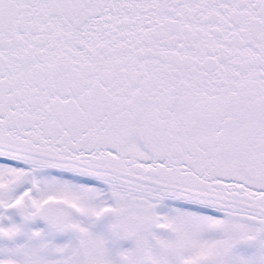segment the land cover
I'll return each mask as SVG.
<instances>
[{
    "label": "snow or ice",
    "instance_id": "1",
    "mask_svg": "<svg viewBox=\"0 0 264 264\" xmlns=\"http://www.w3.org/2000/svg\"><path fill=\"white\" fill-rule=\"evenodd\" d=\"M0 264H264V0H0Z\"/></svg>",
    "mask_w": 264,
    "mask_h": 264
}]
</instances>
